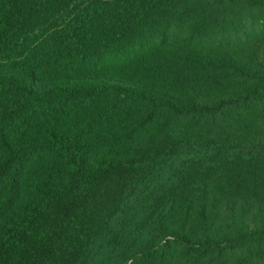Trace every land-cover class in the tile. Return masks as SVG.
Masks as SVG:
<instances>
[{"label": "trees", "instance_id": "obj_1", "mask_svg": "<svg viewBox=\"0 0 264 264\" xmlns=\"http://www.w3.org/2000/svg\"><path fill=\"white\" fill-rule=\"evenodd\" d=\"M0 264H264V0H0Z\"/></svg>", "mask_w": 264, "mask_h": 264}]
</instances>
